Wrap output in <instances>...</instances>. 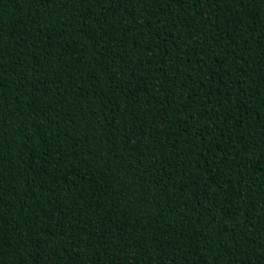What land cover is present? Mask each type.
<instances>
[{
	"label": "trees",
	"instance_id": "obj_1",
	"mask_svg": "<svg viewBox=\"0 0 264 264\" xmlns=\"http://www.w3.org/2000/svg\"><path fill=\"white\" fill-rule=\"evenodd\" d=\"M0 264H264V0H0Z\"/></svg>",
	"mask_w": 264,
	"mask_h": 264
}]
</instances>
